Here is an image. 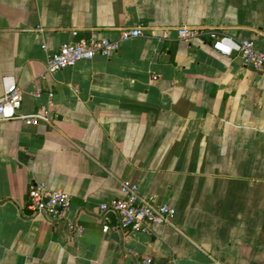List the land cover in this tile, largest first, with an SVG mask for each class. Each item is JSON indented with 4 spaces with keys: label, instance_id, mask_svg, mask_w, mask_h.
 <instances>
[{
    "label": "crops",
    "instance_id": "obj_1",
    "mask_svg": "<svg viewBox=\"0 0 264 264\" xmlns=\"http://www.w3.org/2000/svg\"><path fill=\"white\" fill-rule=\"evenodd\" d=\"M182 26L264 51V0H0V100L15 81L19 113L50 111L0 121V264H264V70ZM100 38L117 51L47 70L62 44ZM127 179L172 221L113 228L99 207ZM33 183L70 193L64 217L33 213Z\"/></svg>",
    "mask_w": 264,
    "mask_h": 264
},
{
    "label": "built area",
    "instance_id": "obj_2",
    "mask_svg": "<svg viewBox=\"0 0 264 264\" xmlns=\"http://www.w3.org/2000/svg\"><path fill=\"white\" fill-rule=\"evenodd\" d=\"M177 34L182 39H190L201 34H207L212 40V47L223 55L238 54L245 65L258 70H264V51L256 47L251 39L236 40L231 35L218 29L203 30L189 26L179 27ZM165 31L163 38L168 37ZM142 34L141 27L123 29L121 39H130ZM119 47L118 40L109 38L80 39L62 44L57 51L52 53L47 61V70L56 71L72 67L82 60H91L94 57L109 56ZM52 94H50L51 96ZM23 89L15 81L5 85L4 95L0 100V121L21 119L28 125H34L41 120L49 118V109L40 108L31 114L19 113L22 106ZM122 197H115L100 204L102 214L113 212L117 222L113 228L117 230L130 229L133 231L150 232L154 226L168 224L172 221L176 209L169 203H157L153 199L143 197L139 192V185L132 180L121 183ZM28 207L35 214L45 215L51 219L64 217L71 204L70 193L64 190L51 189L44 183H33L29 190ZM68 228L74 235L83 231L73 222L68 223ZM109 228V225L104 227ZM153 258L144 259V264H153ZM174 258L166 260L164 264H176Z\"/></svg>",
    "mask_w": 264,
    "mask_h": 264
}]
</instances>
